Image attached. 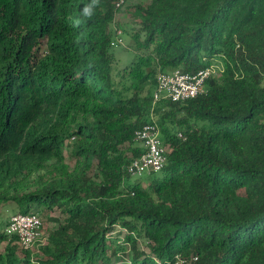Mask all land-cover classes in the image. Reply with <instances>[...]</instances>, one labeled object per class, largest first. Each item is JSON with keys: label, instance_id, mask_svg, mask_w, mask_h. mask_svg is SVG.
Wrapping results in <instances>:
<instances>
[{"label": "trees", "instance_id": "trees-1", "mask_svg": "<svg viewBox=\"0 0 264 264\" xmlns=\"http://www.w3.org/2000/svg\"><path fill=\"white\" fill-rule=\"evenodd\" d=\"M90 2L0 0V209L59 213L36 251L0 226V264H264V0L127 4L117 69L126 7ZM213 63L204 92L153 102L159 71ZM151 119L166 161L143 186L126 167Z\"/></svg>", "mask_w": 264, "mask_h": 264}, {"label": "built area", "instance_id": "built-area-1", "mask_svg": "<svg viewBox=\"0 0 264 264\" xmlns=\"http://www.w3.org/2000/svg\"><path fill=\"white\" fill-rule=\"evenodd\" d=\"M130 0H115V8H123ZM114 34L110 41L111 47L122 45V30L114 27ZM220 64H209L195 73L182 72L175 68L170 71H159L156 75V87L153 92V102L160 98L171 101H185L204 92L205 80L215 77L222 71ZM178 137L184 135L178 132ZM134 141L142 148L141 154L132 159L126 171L131 176L149 175L161 170L166 161L165 147L162 145L158 123L151 119L135 129ZM42 221L38 214L33 212L15 213L11 215L5 226L8 235H16L20 246L31 249L43 243L41 241Z\"/></svg>", "mask_w": 264, "mask_h": 264}, {"label": "rangeland", "instance_id": "rangeland-1", "mask_svg": "<svg viewBox=\"0 0 264 264\" xmlns=\"http://www.w3.org/2000/svg\"><path fill=\"white\" fill-rule=\"evenodd\" d=\"M150 0H130L128 2V4H134V3H147ZM126 7V6H125ZM126 10V11H125ZM119 25H117L118 23ZM131 22V17L129 16V14L127 13V7L125 9H122L120 11H118V13L115 15V20L113 22L110 23V30H111V34L112 31L114 30L113 27L114 26H119V28H121L122 30V39H123V44L117 47H112L109 48V55L111 57V60L113 62V66L115 69H117L116 67H123L127 64H129L130 61H132L134 59L135 53L133 51V39L130 36V31L132 29V26L129 24ZM131 27V28H130ZM128 32H127V31ZM117 65V66H116ZM139 178L141 181V184L144 186L147 184V176H139V177H132L131 180H135ZM17 211V207L14 203L10 202L5 204L4 206L1 207L0 209V226L2 227V229L4 228L8 218L15 214ZM59 213L57 210H53L50 212L46 211L43 212V214H40L42 216V220H43V224H42V228H41V241L45 242L46 239V235L48 233V231L53 228L54 226V221L53 219L50 220L48 217H55L57 216ZM115 232V231H114ZM1 247H3V244L1 245ZM33 251L37 250L36 246L32 247Z\"/></svg>", "mask_w": 264, "mask_h": 264}, {"label": "clouds", "instance_id": "clouds-1", "mask_svg": "<svg viewBox=\"0 0 264 264\" xmlns=\"http://www.w3.org/2000/svg\"><path fill=\"white\" fill-rule=\"evenodd\" d=\"M98 4H99V0H91V2H90V4H88V5H85L83 8H82V14H83V16L85 17V18H91L92 17V15H93V13H94V9H95V7H97L98 6ZM6 224H7V222H6ZM6 226V225H5ZM4 226V227H5ZM41 228H42V226H41ZM4 230H5V228H4ZM46 239V238H45ZM44 243V242H43ZM39 244H41V243H39ZM38 245V244H37ZM37 245H35V246H37ZM31 250H32V248H31Z\"/></svg>", "mask_w": 264, "mask_h": 264}]
</instances>
